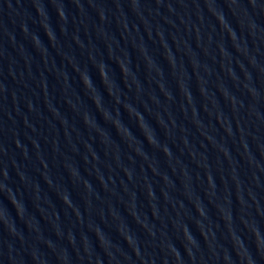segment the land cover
<instances>
[{
    "label": "water",
    "instance_id": "1",
    "mask_svg": "<svg viewBox=\"0 0 264 264\" xmlns=\"http://www.w3.org/2000/svg\"><path fill=\"white\" fill-rule=\"evenodd\" d=\"M79 264H264V0H103Z\"/></svg>",
    "mask_w": 264,
    "mask_h": 264
}]
</instances>
